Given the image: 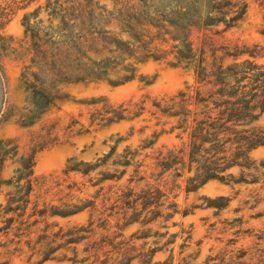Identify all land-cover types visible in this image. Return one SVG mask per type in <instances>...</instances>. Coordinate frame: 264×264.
Wrapping results in <instances>:
<instances>
[{
  "label": "trees",
  "instance_id": "1",
  "mask_svg": "<svg viewBox=\"0 0 264 264\" xmlns=\"http://www.w3.org/2000/svg\"><path fill=\"white\" fill-rule=\"evenodd\" d=\"M67 1V4L47 1L50 14L58 15L55 23L53 20L47 25L42 20L30 22L29 15L22 19L27 59L20 77L27 95L15 124L29 130V142L28 151L20 154L15 138L0 135V189L3 184L14 187L6 193L3 213L17 216L25 213L31 194L39 183L33 170L37 153L89 132V127L76 129L77 120H71L62 129L58 121L45 122L52 109H59L62 102L71 99L66 85L97 80L118 85L137 77L147 85L152 80L138 72V65L148 60H164L171 66L190 70L195 81L151 103V114L164 116L167 120L163 124L169 123L168 129L154 132L153 137L161 132H175L181 144L165 152L159 151L148 176L140 174L143 160L135 159L138 150L126 147L120 158L113 161L123 166L134 165L136 178L131 177L130 182H140L147 177L155 182L122 191L120 208L124 223L117 226L119 232L107 233L108 220L99 218L96 227L105 231L99 239L90 241L95 234L90 220L65 231L59 228L55 232H44L30 249L32 254L40 256L37 264L48 259L81 264L89 258L96 264H130L134 258H138L141 264H172L169 259L153 261L156 247L134 254V245L120 232L122 226L133 222L147 224L158 218L167 221L176 213L186 215L190 209H180L176 201L178 194L174 191L194 192L212 180L225 184L258 182V175L245 170L264 169V159L256 164L250 155L252 150L264 147V125L259 123L264 114V61L258 60L263 56L262 48L257 44L248 46L221 40L224 31L243 20L248 2L110 0L108 6L94 0H85V3ZM254 1L264 8V0ZM37 12L38 9L31 15L36 16ZM2 17L0 14V28ZM9 48L11 42L0 35V49ZM81 102L95 107L89 117V126L105 127L137 117L145 110V99L138 103L129 101L114 105L99 96ZM153 142L151 139L141 149ZM114 150L113 147L108 155L98 157L95 162L70 158L63 173L88 174L104 164ZM14 158L18 162L14 175L3 179L5 163ZM235 167L239 169L238 174L232 170ZM124 172H102L100 180L119 178ZM261 172L264 175V171ZM41 180L40 185L47 182L45 177ZM205 199L207 205L217 208L225 207L228 202L225 196ZM89 205L86 202H64L58 207L44 203L42 208H37L35 203L32 214L64 217ZM12 220V216L7 217L9 224ZM8 223L5 228L9 227ZM146 235L143 233L139 237ZM255 238L256 242L250 248H239L229 257L225 254L209 256L202 264L211 261H214L211 264H264V228L255 233ZM84 241L83 251L87 255L79 257L76 245ZM59 249L70 250L72 256L66 253L55 255ZM114 253L116 256L113 257Z\"/></svg>",
  "mask_w": 264,
  "mask_h": 264
},
{
  "label": "rangeland",
  "instance_id": "2",
  "mask_svg": "<svg viewBox=\"0 0 264 264\" xmlns=\"http://www.w3.org/2000/svg\"><path fill=\"white\" fill-rule=\"evenodd\" d=\"M48 0H0V14H2V27L0 35L7 42H11V48L3 51L0 49V135L15 138L19 145V152L28 151L29 130L19 128L15 120L22 111L26 101V91L22 85L20 73L25 55L24 26L22 19L29 15L30 22L42 20L47 25L50 20L57 22L58 15L50 14L51 8H46ZM55 1V0H50ZM58 3L67 4L69 1L57 0ZM85 3V0H73ZM99 4L110 6V0H94ZM248 8L245 17L236 26L223 32L221 40L230 44H257L262 48L263 56L258 58L264 61V8L254 0H246ZM38 9L36 16L31 13ZM56 12H59L56 9ZM138 72L147 75L151 83L145 85L138 77L113 85L107 80L85 81L65 86L71 99L60 104L59 109H52L45 118L46 123L58 121L62 129L71 120H77L75 128L89 127V132L71 137L67 142L59 143L46 148L35 157L34 175L39 183L31 194L30 203L22 216L15 213H3L2 207L6 205V193L14 190L12 185L3 184L0 189V264H37L40 256L30 249L40 234L51 233L62 228L63 231L74 225L87 224L93 221L94 236L90 239H99L105 231L97 228L99 218L108 220L107 233L119 232L117 226L124 223L120 194L126 188L144 186L147 182L154 183L151 178L140 182H130L134 177V165L123 166L113 163L120 158L124 149L138 150L136 160H143L140 174L149 175L153 170L155 157L159 151L179 146L181 140L175 136V132H161L156 138L153 133H159L162 128L168 129L169 123L163 124L167 118L159 114H151L152 100L170 96L183 88L186 84L195 82L190 70L182 66H171L166 61L148 60L138 65ZM105 97L111 104H127L129 101L138 103L145 99V110L137 117L114 122L105 127L95 124L89 126L90 114L94 111L91 104L81 101L90 100L93 97ZM6 119V120H5ZM264 125V114L260 119ZM62 132V131H61ZM154 139V142L141 149L142 145ZM114 147L113 154L107 161L96 167L88 174L80 172L63 173L70 158L95 162L98 157L108 155ZM251 157L256 164L264 159V147H258L251 151ZM18 166L16 158L5 163L1 177L10 178ZM125 172L119 178L100 180L101 173ZM238 174L237 167L232 169ZM255 169H246V173L259 176L258 182L225 184L219 181H209L194 192L185 193L183 190L177 193L176 201L180 209L188 208L186 215L176 213L167 221L157 219L154 222L142 224L133 222L122 226L120 232L129 243L134 245L135 251L156 247L153 261L169 259L172 264H202L207 257L224 255L229 257L239 248H250L255 242V233L264 228V175ZM42 177L47 179L42 184ZM70 186L71 188H68ZM217 196L228 198L227 205L217 208L207 205L206 198L214 199ZM64 202L90 204L82 211L69 216L46 215L41 217L33 213L34 204L42 208L44 203L54 206H62ZM12 216L9 224L7 217ZM37 220V221H35ZM9 224L8 228H5ZM47 225H50L47 227ZM46 230V231H44ZM147 234L145 237L142 234ZM22 234V235H20ZM134 234L135 237L131 235ZM173 235V236H171ZM187 236H189L187 238ZM138 237V238H136ZM170 240L171 242L166 243ZM18 242V243H17ZM57 242H60L58 239ZM85 242L76 245L78 256H86L83 251ZM72 246V245H71ZM16 248L20 250H15ZM66 253L72 256L70 250L59 249L55 255ZM116 254H113V257ZM103 258V257H102ZM217 261V260H216ZM214 261H211V264ZM38 264H72L70 261L48 259ZM81 264L92 263L89 258ZM130 264H141L138 258L131 260Z\"/></svg>",
  "mask_w": 264,
  "mask_h": 264
}]
</instances>
